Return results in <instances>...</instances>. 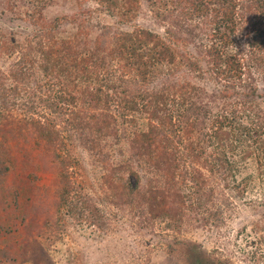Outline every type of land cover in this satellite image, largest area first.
Wrapping results in <instances>:
<instances>
[{
	"label": "rangeland",
	"instance_id": "obj_1",
	"mask_svg": "<svg viewBox=\"0 0 264 264\" xmlns=\"http://www.w3.org/2000/svg\"><path fill=\"white\" fill-rule=\"evenodd\" d=\"M123 1L108 9L104 0H0V264H264V169L257 159L245 160L229 180L213 175L205 156L185 165L161 136L153 148L134 138L157 125L152 109L127 112L118 100L107 99L109 92L119 98L127 91L131 98L159 96L165 87L172 108L188 92L202 118L206 111L212 118L256 92L257 111L264 116V67L251 56L264 58V51L249 53L250 33L240 20L237 50L250 79L234 99L225 97V81L217 79L208 56L216 27L212 10L196 15L185 0ZM252 2L241 0L238 18ZM105 28L151 30L170 40L179 55L175 63L156 67L157 74L140 87L117 53L102 54L96 64L95 41ZM44 45L61 61L55 64L66 91L79 96L63 114L39 99L33 108L28 104L30 96L49 94L40 91ZM190 58L203 71H195ZM81 62L87 71L76 65ZM90 72V83H78L79 74ZM100 89L103 94L96 96ZM3 90L8 100H2ZM147 100L140 111L157 103ZM202 118L190 119L195 142L206 126ZM32 120L54 122L48 128L57 142L42 139ZM176 123L183 128L178 117ZM189 166L197 185L186 181Z\"/></svg>",
	"mask_w": 264,
	"mask_h": 264
},
{
	"label": "trees",
	"instance_id": "obj_2",
	"mask_svg": "<svg viewBox=\"0 0 264 264\" xmlns=\"http://www.w3.org/2000/svg\"><path fill=\"white\" fill-rule=\"evenodd\" d=\"M104 1L108 3V9H112V7L118 5V0ZM185 2L193 8L196 15L204 14L206 11L209 14L212 10L214 15V21H212V23L215 24L216 27L212 30L213 37L211 45L208 47V56L210 59H213L210 64L213 66V69L215 67V76L217 79L225 81V86L223 88L225 97L234 99L238 92L237 90L246 85V82L250 79L244 70L246 69L244 67L245 62H243L245 56L242 57V52L238 53L237 50V30L241 25L240 20L245 24L250 33V38L247 40L250 48L249 53L253 50L259 51L258 53L264 51V0H253L252 7L248 8L246 13L243 12L240 18H238L240 13H237V9L242 7V5H240L241 0H185ZM124 3L127 5L128 1L125 0ZM211 6H213L214 9H211ZM50 34L51 33L47 31L44 35L49 39ZM61 44L63 46H68L65 42ZM44 46L46 47H42L40 50L41 57L39 58L38 67L45 72L43 76L44 83L42 82L40 91L44 93L48 91L49 94H43V96L39 97L30 96L28 104H31L30 107H32L35 101L39 99L54 113L60 112V114H63V111L66 112L70 105L74 106V104L77 103L79 96L75 94L70 95L69 91H66L65 86H67V82L56 69L55 64H60L61 61L60 59L54 61V54L51 48L49 45ZM233 47L236 50H234ZM1 48L4 52L10 53V48H7L5 45L1 46ZM113 52L115 54L117 53L123 61H126L125 67L128 68L130 75L133 76V82H142L140 87L149 83L152 73L153 76L157 74L155 71H159V69L156 67L175 63V55H179V51L177 52V50L173 48L170 40L169 43H167L159 34L151 30L139 28L133 32H111L110 29L105 28L95 41L93 57L96 60V64H99L97 61L101 60L102 54L113 55ZM252 53V63L258 64L257 67L259 68L264 67V58L261 55L255 54V52ZM26 56L28 55L25 53L23 56L24 62H26L25 64L28 63ZM78 61L79 60H77V62ZM85 62L90 63L91 59H87ZM188 63L195 71H203L201 70L199 61L197 62L196 60L193 62V59L190 58ZM76 65L83 67L84 62L80 64L76 63ZM98 68L100 69L101 65ZM60 71L63 73L65 69L60 67ZM82 71H87L86 65H84ZM90 75H92L91 72L89 76L79 74L76 80L78 79V83L82 82L88 84L91 81ZM56 76L60 77V79ZM28 77L30 78V75ZM56 80L58 82H55ZM103 80L108 82L104 84L106 88L110 89L107 76H104ZM55 87L58 89L55 90ZM114 88L112 87L111 89ZM168 90L169 89L164 87L163 91L159 92V96L148 93V96L141 95L135 96L134 98H131L132 96L129 91L125 93V98H119L117 94H110L109 92L107 99H110L111 102L115 101V99L118 100L117 102L119 104L121 103V106H123V109L127 110V112L134 111L137 113H145L146 110L152 109L153 113L151 115L154 117L153 119L157 120V125L149 127L147 132L142 130L135 132L134 138H136V140L141 138V142H143L146 147L153 148L155 145L159 144L158 137L161 136L166 142L170 143L176 154H179L181 163L185 165H194L197 163L196 161L205 156V162L209 168L212 169L210 170L211 173L213 175L220 174L226 180L230 178L235 179L236 173L239 172L244 161L252 157L257 159L258 167L264 169V116L257 111L256 92L243 94L242 99L238 98L239 102L233 106V109L231 108V103L226 106L224 112L217 117L212 115V118H210L206 111L204 118H202V110L199 106L191 102V96L188 92L182 94L181 101L173 108L171 104L168 105V98L165 97L167 96L166 92ZM102 91L103 90L100 89L99 92L96 93V96L97 94H103ZM1 94L2 100H8L6 98L8 94L7 90L1 91ZM86 94H88V97L91 96L90 92L86 91H84L82 95ZM176 94L180 93L176 91ZM148 98L155 99V101H157L156 105L153 107L149 105L145 106V109L140 111L139 106L144 107L142 103H150L151 100L148 101ZM159 105H161V109ZM4 110L5 109L2 111ZM194 115H198V117L204 119L203 121L207 126H205L203 130H199L201 137L199 135L200 138H197L198 140L196 142L190 137L194 130H189L190 119ZM176 117H178V122L183 124V128L181 126L179 130L177 129L178 126H176ZM46 120H48V118ZM30 122L31 125L40 132L38 134L42 139L45 138L48 139V141L54 140V143L57 142V139L52 137L49 133L50 130L48 128V124H53L54 122H49L48 124L41 123V120H32ZM53 133L56 134V132ZM175 138L177 139V145L174 144ZM183 139L190 142L188 145L190 148L182 144ZM211 150L212 153L207 154ZM198 151H200L201 154L194 155ZM174 157H176L175 154ZM238 157L242 159L239 160L237 159ZM184 175L186 181L193 182L197 185L196 182L199 180L196 178V172L191 166H189V169L186 168ZM260 175L264 176V172L261 171ZM190 201L193 206H200V203H196L193 197H190Z\"/></svg>",
	"mask_w": 264,
	"mask_h": 264
}]
</instances>
